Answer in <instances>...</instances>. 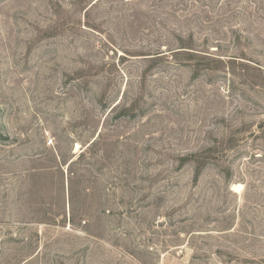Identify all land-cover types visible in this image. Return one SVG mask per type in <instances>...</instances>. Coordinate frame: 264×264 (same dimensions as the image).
I'll return each mask as SVG.
<instances>
[{"label": "rangeland", "instance_id": "374dc122", "mask_svg": "<svg viewBox=\"0 0 264 264\" xmlns=\"http://www.w3.org/2000/svg\"><path fill=\"white\" fill-rule=\"evenodd\" d=\"M0 264H264V0H0Z\"/></svg>", "mask_w": 264, "mask_h": 264}, {"label": "bare ground", "instance_id": "6f19581e", "mask_svg": "<svg viewBox=\"0 0 264 264\" xmlns=\"http://www.w3.org/2000/svg\"><path fill=\"white\" fill-rule=\"evenodd\" d=\"M233 190L235 191L234 193L239 194L242 190V186L240 184H235L233 185Z\"/></svg>", "mask_w": 264, "mask_h": 264}]
</instances>
